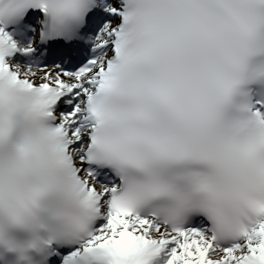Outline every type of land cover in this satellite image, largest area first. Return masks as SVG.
I'll return each instance as SVG.
<instances>
[{
    "label": "snow or ice",
    "instance_id": "snow-or-ice-1",
    "mask_svg": "<svg viewBox=\"0 0 264 264\" xmlns=\"http://www.w3.org/2000/svg\"><path fill=\"white\" fill-rule=\"evenodd\" d=\"M0 264H264V0H0Z\"/></svg>",
    "mask_w": 264,
    "mask_h": 264
}]
</instances>
